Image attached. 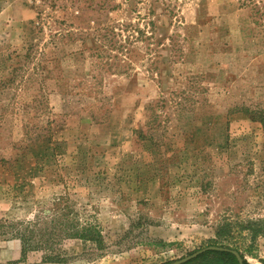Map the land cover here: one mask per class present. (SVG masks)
<instances>
[{
	"label": "rangeland",
	"instance_id": "obj_1",
	"mask_svg": "<svg viewBox=\"0 0 264 264\" xmlns=\"http://www.w3.org/2000/svg\"><path fill=\"white\" fill-rule=\"evenodd\" d=\"M91 1L0 0V264H167L224 222L261 264L264 18ZM17 229L44 248L20 261Z\"/></svg>",
	"mask_w": 264,
	"mask_h": 264
},
{
	"label": "trees",
	"instance_id": "obj_2",
	"mask_svg": "<svg viewBox=\"0 0 264 264\" xmlns=\"http://www.w3.org/2000/svg\"><path fill=\"white\" fill-rule=\"evenodd\" d=\"M95 0L91 1V6L95 4V7H92L91 12L96 13L99 11H103L104 13L108 12L109 10L113 9V7H110V0H102L101 3H95ZM129 1V0H126ZM139 3H149L150 5V0H136ZM163 2L164 0H154V2ZM241 5L246 6V7H251V9L256 10V14H258L260 17L264 18V0H239ZM151 2V6H153V3ZM103 3V5H102ZM73 6V5H72ZM74 7L78 12L82 10V7L79 8L77 3H75ZM97 23L98 21H94ZM103 23V22H102ZM100 24V22H99ZM264 122V119H263ZM247 228H250L248 225ZM17 238L20 239L22 243V257L21 261H25L27 258V255L30 251L33 250H38L42 249L43 244L41 246L39 245H34L32 239H29L28 236L25 235V233L19 231L17 229L14 231ZM1 234V233H0ZM5 234V233H4ZM69 237H78L81 238L85 241H99L102 240V236L100 235V232L96 230L94 227H86L84 231H72L68 233ZM217 238L213 239L212 242L208 245H214V246H220V247H225L229 249H235L238 252H240L244 264H251L248 259L246 258L245 253L240 249L239 246L236 245L234 241H232V231H231V224L229 222H224L218 227L217 230ZM254 240V239H253ZM39 243V241H38ZM207 247V246H206ZM249 252L256 258L257 255L255 253H252L251 250ZM43 262L46 263H66L68 261V258L64 257L63 255L60 254H54V255H43ZM261 264H264V259H260ZM184 264H240L239 260L237 257L230 251H221V250H209L204 252L203 254L199 255L198 257L184 263Z\"/></svg>",
	"mask_w": 264,
	"mask_h": 264
},
{
	"label": "water",
	"instance_id": "obj_3",
	"mask_svg": "<svg viewBox=\"0 0 264 264\" xmlns=\"http://www.w3.org/2000/svg\"><path fill=\"white\" fill-rule=\"evenodd\" d=\"M209 250L230 251L237 257V259L239 260L240 264H244L243 258L241 256L240 252H238L237 250L229 249V248H225V247H220V246H214V245H210V246L205 247L203 249L197 250V251L193 252L192 254H190V255H188L186 257H183V258H181L179 260H176V261H173V262H170V263H167V264H184V263H186V262L198 257L199 255L203 254L204 252L209 251Z\"/></svg>",
	"mask_w": 264,
	"mask_h": 264
},
{
	"label": "crops",
	"instance_id": "obj_4",
	"mask_svg": "<svg viewBox=\"0 0 264 264\" xmlns=\"http://www.w3.org/2000/svg\"><path fill=\"white\" fill-rule=\"evenodd\" d=\"M29 254H30V252H29L28 255H27V258H28V259H30V255H29ZM21 257H22V243H21ZM21 257H20V259H21ZM27 258H26V260H27ZM20 259H19V260H20ZM42 259H43V258H42ZM42 259H41L42 264H60V263H46V262H43ZM20 261H21V260H20Z\"/></svg>",
	"mask_w": 264,
	"mask_h": 264
}]
</instances>
